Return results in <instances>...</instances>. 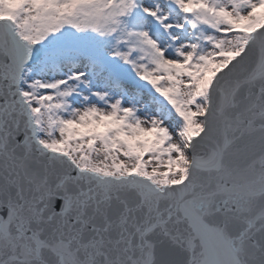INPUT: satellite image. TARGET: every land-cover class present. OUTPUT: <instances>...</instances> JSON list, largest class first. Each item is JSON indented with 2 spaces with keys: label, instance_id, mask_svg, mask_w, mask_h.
I'll use <instances>...</instances> for the list:
<instances>
[{
  "label": "snow or ice",
  "instance_id": "6c2138e0",
  "mask_svg": "<svg viewBox=\"0 0 264 264\" xmlns=\"http://www.w3.org/2000/svg\"><path fill=\"white\" fill-rule=\"evenodd\" d=\"M0 264H264V0H0Z\"/></svg>",
  "mask_w": 264,
  "mask_h": 264
}]
</instances>
